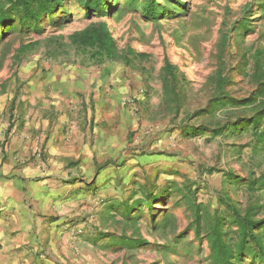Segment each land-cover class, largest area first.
Returning <instances> with one entry per match:
<instances>
[{
  "label": "rangeland",
  "instance_id": "1",
  "mask_svg": "<svg viewBox=\"0 0 264 264\" xmlns=\"http://www.w3.org/2000/svg\"><path fill=\"white\" fill-rule=\"evenodd\" d=\"M63 3L36 29H0V146L28 125L57 126L60 114L65 132L74 128L78 135L67 140L65 172L85 194L71 198L75 207L34 253L36 264H211L208 235L216 217L226 214L227 243L239 242L227 199L242 212L258 209L255 220L264 221V190L247 188L250 178L264 174V146L255 145L251 127L217 137L186 131L256 114L239 102L252 95L259 72L264 78V0H154L157 19L146 0H105L99 17L78 0ZM98 22L108 25L120 52L131 48L149 58L132 66L84 60L68 36ZM28 44L35 46L16 60ZM166 59L190 82L180 110L163 94ZM53 67L88 86L87 95H75L83 108L52 112L44 105L53 100L50 91L40 97L32 91V81L50 79ZM219 76L226 80L223 92ZM220 95L236 102L207 112ZM238 264L264 262L245 252Z\"/></svg>",
  "mask_w": 264,
  "mask_h": 264
},
{
  "label": "crops",
  "instance_id": "2",
  "mask_svg": "<svg viewBox=\"0 0 264 264\" xmlns=\"http://www.w3.org/2000/svg\"><path fill=\"white\" fill-rule=\"evenodd\" d=\"M69 77L67 71L62 73L60 68L53 67L50 79L32 81V91L37 97L44 90L50 91L53 100L44 105L52 112L83 108V100L75 95H87L88 86L71 82ZM71 95L74 98L68 97ZM87 102L85 108L91 113ZM65 120L60 114L59 124L50 129L47 120L42 121V126L41 122L39 126L28 125L13 131L9 142L1 143L0 264H36L37 250L52 239L51 235L75 207H71V198L80 201L84 197L81 183L69 182L65 172L71 158L67 140L78 136L74 128L65 132L61 126Z\"/></svg>",
  "mask_w": 264,
  "mask_h": 264
},
{
  "label": "trees",
  "instance_id": "3",
  "mask_svg": "<svg viewBox=\"0 0 264 264\" xmlns=\"http://www.w3.org/2000/svg\"><path fill=\"white\" fill-rule=\"evenodd\" d=\"M82 8L88 15L103 16L106 10L105 0H78ZM63 0H0V29L7 25L18 24L23 29H36L44 19L54 15L56 11L63 7ZM146 10L148 14L157 19L160 11L155 7L154 0H146ZM244 26V25H243ZM242 26V27H243ZM70 45L75 47L84 60L94 64H102L108 60H120L127 66H132L136 60H147L149 55L145 53H137L129 48L120 52L116 42L105 22L91 23L81 31L74 32L68 36ZM35 44L21 46L16 54V60L21 61L33 48ZM257 87L252 95L240 101L239 104L248 107H254L256 114L249 120L244 122H236L231 126L218 127L209 129L206 127H191L190 131H186L187 135L198 136L200 134L209 133L213 136L223 135L225 132L233 130L241 131L244 127L247 131L250 127L254 131V143L256 146H264V78L258 73ZM162 89L167 103L172 105L176 110H180L184 97V84L189 85L185 74L167 59L161 69ZM226 86V80L222 76L216 79V87L223 92ZM229 97L220 95L214 97L209 104L207 112L214 113L219 108L227 106L229 103H235ZM197 113L196 116H199ZM246 124V126H243ZM230 181L236 182L234 177H230ZM250 191L264 190V174L259 177L250 178L247 182ZM154 198L147 199L150 205ZM226 200V199H225ZM227 210L232 213V224L238 228L239 242L233 248L227 243L223 226L226 223V214L215 218V224L209 233V247L211 249V264H238L242 261L244 253H250L254 257H258L264 262V243L262 234L264 235V221H256L257 210L254 212L246 210L244 212L237 209L227 199L225 201ZM201 216H198L199 232H200ZM139 244V243H138Z\"/></svg>",
  "mask_w": 264,
  "mask_h": 264
},
{
  "label": "built area",
  "instance_id": "4",
  "mask_svg": "<svg viewBox=\"0 0 264 264\" xmlns=\"http://www.w3.org/2000/svg\"><path fill=\"white\" fill-rule=\"evenodd\" d=\"M0 149H1V146H0Z\"/></svg>",
  "mask_w": 264,
  "mask_h": 264
}]
</instances>
